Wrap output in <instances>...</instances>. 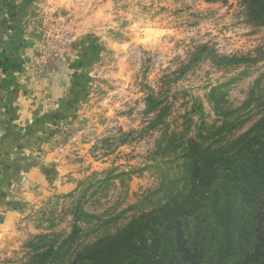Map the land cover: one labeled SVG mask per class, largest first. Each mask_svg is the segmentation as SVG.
<instances>
[{
	"label": "rangeland",
	"instance_id": "1",
	"mask_svg": "<svg viewBox=\"0 0 264 264\" xmlns=\"http://www.w3.org/2000/svg\"><path fill=\"white\" fill-rule=\"evenodd\" d=\"M17 1L43 50L78 70L77 104L31 142L56 151L61 169L45 171L48 193L28 209L0 264H70L134 222L173 228L176 246L213 264L201 249L214 251L218 238L209 243L206 230L201 242L195 223L216 227L213 215L202 223L212 199L247 221L249 194L222 168L196 200L191 159L236 155L264 120V0ZM254 200L253 238L227 264L256 251L248 264H264V195L255 190ZM175 251L173 264H182Z\"/></svg>",
	"mask_w": 264,
	"mask_h": 264
},
{
	"label": "crops",
	"instance_id": "2",
	"mask_svg": "<svg viewBox=\"0 0 264 264\" xmlns=\"http://www.w3.org/2000/svg\"><path fill=\"white\" fill-rule=\"evenodd\" d=\"M8 5L15 17L12 30H0V62L7 60L0 63V254L28 209L48 193L45 171L53 163L61 169L56 151L40 152L31 142L77 104L78 75L60 52L43 50V34L27 19L23 1Z\"/></svg>",
	"mask_w": 264,
	"mask_h": 264
},
{
	"label": "trees",
	"instance_id": "3",
	"mask_svg": "<svg viewBox=\"0 0 264 264\" xmlns=\"http://www.w3.org/2000/svg\"><path fill=\"white\" fill-rule=\"evenodd\" d=\"M3 15L4 19H1L0 15V30L3 32L12 30V20L15 15L8 4ZM0 63L4 66L7 60L4 59ZM199 159L195 157L191 159V175L195 182L196 200L200 197L203 198L207 188L214 185L215 181L220 178L219 169L222 171V168L225 171H230L225 178L239 182V186L249 194L251 213L247 221L242 223L239 217L230 216L229 212L226 215L223 214L224 210L218 208L216 199H212L213 204L210 206L209 213H205L202 223L206 224L207 216L213 215L216 227L211 223H207L203 227L202 224L199 227V224L195 223V229L201 230L198 239L201 242H205L206 230H209V243L212 238H218L213 244L214 251L201 244L203 246L201 250L211 254L209 257L214 262L213 264H227L231 259L237 261L240 252H243V249L253 238L257 222L255 190L264 195V120L258 124L256 131L243 143L236 155L221 159L214 164L208 163L209 161H199ZM240 160L243 161L240 163ZM250 185H252V189H250ZM189 232L187 224L186 233ZM245 241L246 243H244ZM176 247L173 228H166L165 225L157 227L156 224L134 222L129 229L123 230L118 236L98 242L95 247L87 250V253H79L71 260L70 264H171L174 257L178 258ZM205 253L203 254L207 258ZM154 255L159 258L158 261L153 259ZM218 258H224L226 262L220 263Z\"/></svg>",
	"mask_w": 264,
	"mask_h": 264
},
{
	"label": "water",
	"instance_id": "4",
	"mask_svg": "<svg viewBox=\"0 0 264 264\" xmlns=\"http://www.w3.org/2000/svg\"><path fill=\"white\" fill-rule=\"evenodd\" d=\"M177 249L178 251L182 252L181 260L185 264H198V257L197 255L192 252L189 248L183 247L181 244L177 242ZM257 255V251L254 255H249L245 257L244 264H248V259H254V257Z\"/></svg>",
	"mask_w": 264,
	"mask_h": 264
},
{
	"label": "flooded vegetation",
	"instance_id": "5",
	"mask_svg": "<svg viewBox=\"0 0 264 264\" xmlns=\"http://www.w3.org/2000/svg\"><path fill=\"white\" fill-rule=\"evenodd\" d=\"M191 250V249H190ZM179 257H180V255H179ZM198 259V258H197ZM179 261H182V260H180V258H179ZM199 261V260H198ZM183 262V261H182ZM171 264H173V262H171ZM175 264H177V263H175ZM182 264H185L184 262L182 263Z\"/></svg>",
	"mask_w": 264,
	"mask_h": 264
}]
</instances>
